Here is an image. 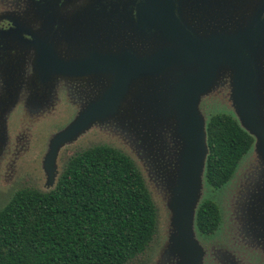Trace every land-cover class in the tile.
Listing matches in <instances>:
<instances>
[{
  "label": "rangeland",
  "instance_id": "obj_1",
  "mask_svg": "<svg viewBox=\"0 0 264 264\" xmlns=\"http://www.w3.org/2000/svg\"><path fill=\"white\" fill-rule=\"evenodd\" d=\"M24 1L30 3L28 0H6L3 3L22 5ZM76 1L63 4L64 9L58 13L61 18L41 23L40 31L31 27L33 21L21 18L25 27L36 32L34 40L48 45L49 41H53L57 47L60 45L61 48L54 51L62 60L83 59L94 52L117 55L125 50H132L134 56L142 60L170 46L158 31L148 35L139 34L135 30L137 9L146 0H113L111 4L115 7L120 8L121 5V11L116 13H112L113 9L109 8V0H103L104 4L100 6L104 8L103 12L98 5L92 9L88 0ZM176 1L181 19L199 38L243 33L250 30L264 12V0ZM128 3L130 10L123 11ZM76 4H80L82 10ZM39 9L43 16L40 20H48V13L41 6ZM60 40L74 47L64 48ZM26 44L22 45V64L34 77H30L29 71L23 69L18 82L15 79L8 82L9 79L4 77L8 82L5 83L0 75V211L24 188L52 191L68 158L95 146L108 145L123 151L136 162L158 209V228L154 242L144 255L130 264H177L182 257L171 252V239L176 234L172 202L184 144L179 136L176 116L169 111L171 97L168 81L171 77L173 79L175 72L186 74L195 67H178L173 73L170 71L133 81L116 116L92 122L77 140L59 149L55 179L50 182L45 161L51 141L88 104H95L102 99L112 77L99 73L77 80L43 72L37 66L39 54L35 44ZM88 46L95 50L90 52ZM14 58L17 60V56ZM253 60L258 73L255 89L260 101L258 115L264 127V43L254 54ZM233 75L231 69L222 67L212 91L200 99L198 111L205 129L210 118L221 113L229 114L241 123L232 97ZM68 84L71 90H62L65 87L67 90ZM57 87L62 89L56 91ZM18 125L25 131L19 139ZM14 149L26 153L20 158V176L18 174L2 179L4 171L10 168ZM28 154L30 159L27 158ZM202 176L199 198L194 209L195 218L202 203L210 200L221 211L222 225L215 235L205 236L194 218V237L205 250L200 264H264V153L260 146L254 143L230 183L223 188L216 190L208 184L206 169Z\"/></svg>",
  "mask_w": 264,
  "mask_h": 264
},
{
  "label": "trees",
  "instance_id": "obj_2",
  "mask_svg": "<svg viewBox=\"0 0 264 264\" xmlns=\"http://www.w3.org/2000/svg\"><path fill=\"white\" fill-rule=\"evenodd\" d=\"M206 180L221 189L232 180L254 138L226 113L207 125ZM205 236L222 225L216 203L197 211ZM158 209L142 171L108 145L68 158L49 192L18 191L0 211V264H130L155 240Z\"/></svg>",
  "mask_w": 264,
  "mask_h": 264
},
{
  "label": "water",
  "instance_id": "obj_3",
  "mask_svg": "<svg viewBox=\"0 0 264 264\" xmlns=\"http://www.w3.org/2000/svg\"><path fill=\"white\" fill-rule=\"evenodd\" d=\"M146 1L137 9L135 30L148 35L158 31L170 45L151 58L139 60L132 50H125L117 55L94 52L87 58L66 61L60 59L50 45L35 42L38 67L43 72L76 79L99 73L112 77L102 99L88 104L66 129L53 138L45 170L53 182L59 149L77 140L92 122L116 116L133 81L173 73L178 67L194 66L195 69L186 74L175 72L173 79L171 77L168 81L169 111L176 116L179 136L184 144L180 174L173 189L176 234L171 239V252L182 257L177 264H200L205 250L194 237L193 222L209 146L198 105L200 99L212 91L222 67L231 69L234 74L232 97L241 119L240 125L264 153V127L259 119L260 101L255 93L258 73L253 60L264 43V12L253 27L243 33L199 38L181 19L176 0Z\"/></svg>",
  "mask_w": 264,
  "mask_h": 264
},
{
  "label": "flooded vegetation",
  "instance_id": "obj_4",
  "mask_svg": "<svg viewBox=\"0 0 264 264\" xmlns=\"http://www.w3.org/2000/svg\"><path fill=\"white\" fill-rule=\"evenodd\" d=\"M5 1L6 0L0 1V14H1L0 15V18H1V21H0V67H1V73H0V75L3 77L2 82L8 83L10 81H13L14 79H15L14 81L18 82L19 76L21 75L23 69L28 70V68H25V65L22 64L23 59H21V56L23 55V51H24L22 48V45L26 44V42H28V44H26V45L30 46L32 43L35 44V42H36V40H34V38H33V35L36 34V32H34L29 27H25L21 23V18H25L28 21H33L31 27L34 28L36 31H38V30L40 31L41 23L51 22L54 20V18L56 19L57 17L61 18V16H59V14L64 9V7L62 8L63 4L70 3L71 1H73V2H77V1L76 0H28L30 2L29 4H27V2L24 1L22 5L3 3ZM7 1H9V0H7ZM88 1H90L91 3L87 2V1H85V3H90L92 5V9L94 8L93 6L98 5V8L100 9V11L103 12L104 8L101 9V7H100V6H103L102 4H104L103 0H101V1L88 0ZM111 2H114V1L109 0L108 5H110L109 8L113 9V10H111L112 13H116L118 11L120 12L121 11V5H120V8H118V7H115V5H112ZM116 2H120V0H116ZM115 4H117V3H115ZM76 5L80 6V8H81L80 4H76ZM38 6L43 7L44 12L48 13L46 16V17H48V20H45V19L43 21L40 20L43 18V16L39 13L40 9ZM60 6H61V8H60ZM130 7L131 6H129V3H128V6H126L123 9V11H125L127 9V12H128L130 10ZM84 9H86V6L83 8V10ZM81 10H82V8H81ZM75 11H76V9H75ZM2 12H4L5 14H3ZM36 12H37V14H35ZM95 13H96V11H95ZM134 13H135V10L133 12L132 17H134ZM7 14H14V15H7ZM96 15H97V13H96ZM68 19H70V18H68ZM38 23H40V24H38ZM94 38H97V37H94ZM60 42H61V40H60ZM49 43H50L49 45L56 50H57V48H61L60 45H59V47H57V45H55L53 43V41L52 42L49 41ZM61 43H62V47H64V48L65 47H74L73 44L68 45L65 42H61ZM34 47H36V45H34ZM88 47L91 49L90 52H92V50H95L91 46H88ZM76 52H77V50H76ZM13 54H15V55H13ZM14 56H17V60H15ZM17 61H18V65L16 64ZM37 66H38V64H37ZM3 71H5V72H3ZM28 71H29V76L32 77L33 76L32 72L30 70H28ZM4 77H7L9 79L8 82H6L4 80ZM30 77H29V79L31 80ZM77 80H79V78H77ZM12 83H14V82H12ZM67 86H68L67 90H66V87L63 89L60 87H57L56 91H59L60 89H62V90L69 92L71 90L70 84H68ZM19 116H22V115H19ZM27 129H30V127ZM17 132H18V139H19L20 137L23 136L25 131L23 130V128L20 125H18ZM16 139H17V137H16ZM24 154H26V153H23V151L19 152V150L14 149V151L12 152L13 157L11 158L10 165H9L10 168H7V169H9V171L7 169L4 171L7 175L5 173H3L4 176L2 177V179L4 177L8 179V178H10V176H14V175H18V174L20 176V170H19L20 169L19 166H21L20 158H22ZM27 158L30 159L29 154H28ZM223 242H225V240Z\"/></svg>",
  "mask_w": 264,
  "mask_h": 264
}]
</instances>
